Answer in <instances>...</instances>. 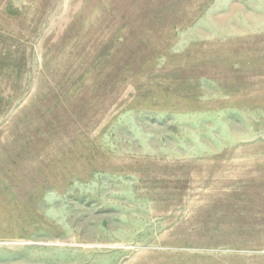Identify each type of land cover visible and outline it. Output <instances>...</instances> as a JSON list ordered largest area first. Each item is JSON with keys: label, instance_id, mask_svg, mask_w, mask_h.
I'll use <instances>...</instances> for the list:
<instances>
[{"label": "rangeland", "instance_id": "1", "mask_svg": "<svg viewBox=\"0 0 264 264\" xmlns=\"http://www.w3.org/2000/svg\"><path fill=\"white\" fill-rule=\"evenodd\" d=\"M0 264H264V0H0Z\"/></svg>", "mask_w": 264, "mask_h": 264}]
</instances>
